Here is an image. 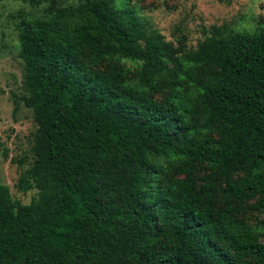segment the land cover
Listing matches in <instances>:
<instances>
[{
  "label": "trees",
  "instance_id": "16d2710c",
  "mask_svg": "<svg viewBox=\"0 0 264 264\" xmlns=\"http://www.w3.org/2000/svg\"><path fill=\"white\" fill-rule=\"evenodd\" d=\"M23 1L0 264H264V22L176 52L127 0Z\"/></svg>",
  "mask_w": 264,
  "mask_h": 264
},
{
  "label": "rangeland",
  "instance_id": "374dc122",
  "mask_svg": "<svg viewBox=\"0 0 264 264\" xmlns=\"http://www.w3.org/2000/svg\"><path fill=\"white\" fill-rule=\"evenodd\" d=\"M138 21L157 32L176 52L191 51L210 36L213 27L252 32L264 22V0H127ZM23 0H0V185L12 199L29 204L35 190L18 189L22 168L30 157L31 110L23 103L14 113V97L23 90V67L18 58V13L29 10ZM25 160L22 167L16 160ZM258 219L264 220V213Z\"/></svg>",
  "mask_w": 264,
  "mask_h": 264
}]
</instances>
